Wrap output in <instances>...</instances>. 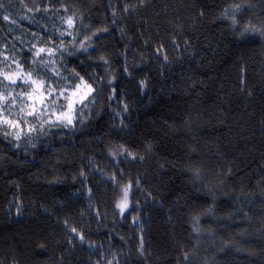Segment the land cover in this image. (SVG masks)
<instances>
[{"label": "trees", "instance_id": "1", "mask_svg": "<svg viewBox=\"0 0 264 264\" xmlns=\"http://www.w3.org/2000/svg\"><path fill=\"white\" fill-rule=\"evenodd\" d=\"M66 18L94 93L72 132L0 126V264H264V0H0V56Z\"/></svg>", "mask_w": 264, "mask_h": 264}, {"label": "rangeland", "instance_id": "2", "mask_svg": "<svg viewBox=\"0 0 264 264\" xmlns=\"http://www.w3.org/2000/svg\"><path fill=\"white\" fill-rule=\"evenodd\" d=\"M69 19H61L55 29L54 36L59 43L34 47L26 63L16 60L11 53L0 56V78L6 86L0 93V126L4 137L16 144L49 127L72 132L77 123V110L94 93L93 85L86 81L71 84V78L59 64V55L72 40L75 25L73 19L70 25ZM121 192L118 204L124 198V190ZM129 201L128 192L127 209ZM117 209L122 212L120 207Z\"/></svg>", "mask_w": 264, "mask_h": 264}, {"label": "snow or ice", "instance_id": "3", "mask_svg": "<svg viewBox=\"0 0 264 264\" xmlns=\"http://www.w3.org/2000/svg\"><path fill=\"white\" fill-rule=\"evenodd\" d=\"M237 9H239V5L236 6ZM5 20L8 19V17H4ZM233 21L235 22V16H233ZM68 23L71 25L72 21L71 19H69ZM245 31H259V29H256L254 25H251L249 27L245 28ZM42 51V50H41ZM8 78V77H6ZM6 99V98H5ZM69 107H71V105H69ZM127 196H128V189L125 188L124 189V198L122 200V202L120 204H118L117 206L121 208V210L123 211L124 208L127 207Z\"/></svg>", "mask_w": 264, "mask_h": 264}]
</instances>
